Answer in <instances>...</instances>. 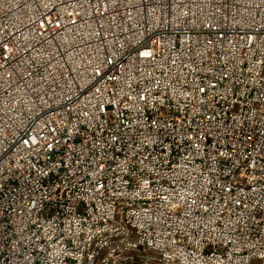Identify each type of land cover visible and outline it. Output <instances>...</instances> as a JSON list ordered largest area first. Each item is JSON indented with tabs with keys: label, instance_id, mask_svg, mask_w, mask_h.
I'll return each mask as SVG.
<instances>
[{
	"label": "built area",
	"instance_id": "2783aa9c",
	"mask_svg": "<svg viewBox=\"0 0 264 264\" xmlns=\"http://www.w3.org/2000/svg\"><path fill=\"white\" fill-rule=\"evenodd\" d=\"M0 264H264V0H0Z\"/></svg>",
	"mask_w": 264,
	"mask_h": 264
}]
</instances>
